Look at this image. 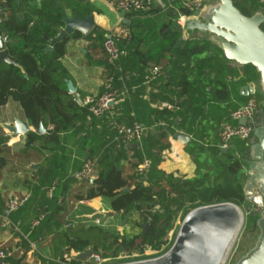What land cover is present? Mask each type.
<instances>
[{
  "label": "trees",
  "instance_id": "trees-1",
  "mask_svg": "<svg viewBox=\"0 0 264 264\" xmlns=\"http://www.w3.org/2000/svg\"><path fill=\"white\" fill-rule=\"evenodd\" d=\"M1 1H3L0 4L3 14L0 30L6 38L5 50L9 58L17 61L18 64L0 62V107L13 100L20 105L22 115L32 126L38 127L42 123L47 129L44 134H39L36 130L27 132L25 145L13 152L7 144L9 137L0 128V168L7 166L11 160L23 164L38 163V168L33 174L36 182L30 179L24 181L28 188L33 189L32 202L40 208L36 217L44 211V207L54 205L48 213L45 212V219L30 230L29 236L32 240L39 241L49 237L53 247L52 256H61L62 261H70L72 264H83L85 259L79 254L87 250L104 253L106 257L119 256L123 253H139L144 257L145 250L151 248L158 251L161 256L173 245L168 246V235L172 229L173 218L184 205L189 204L191 211L201 206L232 202L240 206L245 204L250 217H253V214L260 215L255 209L256 204L246 199L244 191L248 179V165L245 159L250 154V145L247 141L235 139L225 153L222 152V148L217 147L216 153L220 155H214L210 163L201 155L198 159L196 175L192 178H184L174 174L165 175L156 167V164L162 160L164 149L169 145L168 135L157 131L145 132L140 148L135 150L134 160L135 170L143 157L152 160V169L147 184H144L143 181L138 180L136 172L124 171L120 160L125 145H119L114 139L116 126L131 124L134 122L132 118L123 121L118 119L116 126L112 128L114 143L102 155V158H108L110 161L97 172L95 180L80 182L76 173L82 169L87 159L95 158V151L87 153V147L83 148L74 165H71V157L68 156L63 160L56 145L60 143L62 134H66V137L73 136L76 123L84 114L89 115L91 119L96 117H93L86 107L81 106L74 94L69 93L67 89V81L72 80V75L62 64L61 58L67 52L70 36L56 42L52 51L45 49L49 40L63 27L62 19L67 10H71L72 15L85 18L95 11V6L90 0ZM164 1L167 6L177 5L176 11L169 15L171 19L177 20L180 13L188 12L183 7L182 0ZM233 2L246 16H252L261 9L257 0H233ZM153 11L158 12V18L166 16L161 8H154ZM144 16L143 12L127 14L130 20L127 25L130 35L129 39L118 42L122 53L117 60L110 61L103 50L102 58L104 61L106 59L105 64L108 69L107 78H113L114 87L123 90L126 76L131 69L144 62L148 67L161 66L164 72L169 71L172 82L176 83L181 93H187L186 83L180 80L178 71L184 72L194 58L198 59L209 54L206 57L208 65L219 61H230L211 39L198 37L183 41L179 30L168 31L166 42L163 40L161 45L156 44L157 50L153 53L148 52L150 56H143L145 42L155 40L149 34L144 36L149 31ZM80 36L78 32L71 35L72 38ZM86 38L95 40L93 34L87 35ZM244 66L247 69V77L244 80L257 82L260 74L256 68L252 65ZM212 72L216 73L213 70ZM221 74L227 78L234 73L223 70ZM149 75L150 71L147 76ZM162 77L164 75L156 79ZM208 77L216 84L220 95L228 94L225 79L219 78L218 75L214 79H211L210 75ZM78 94L81 98L88 95L84 91H78ZM260 94V100L264 101V94ZM252 95L258 96V93ZM166 100L179 104L178 101L170 98ZM118 101L122 103L123 96H120ZM155 113L161 115V119L167 122L170 117L175 118L180 115L165 107L157 109ZM50 144L55 146H49ZM113 156L114 159L111 160ZM125 187L128 188L127 191L123 190ZM50 189L52 193L50 198H47ZM69 197H73L76 201L101 197L107 209L114 213L112 219L115 227L104 228L94 223L85 228L65 227L72 209L71 220L77 219L76 216L80 214L93 213V209L84 204L78 205L77 208L69 206ZM134 213H139L138 221H134L141 222V232L132 237H122L116 225L133 223ZM147 224L149 226L146 228ZM72 255L73 259H71Z\"/></svg>",
  "mask_w": 264,
  "mask_h": 264
},
{
  "label": "crops",
  "instance_id": "crops-1",
  "mask_svg": "<svg viewBox=\"0 0 264 264\" xmlns=\"http://www.w3.org/2000/svg\"><path fill=\"white\" fill-rule=\"evenodd\" d=\"M95 6L94 27L88 33L95 36V40H88L86 36L72 38L70 36L67 42V52L61 58L62 64L69 70L72 75V81L75 85L76 101L80 104L81 98L78 91H84L88 95H98L104 90V83L107 79L106 59L102 48V43L113 30L125 26L124 21L129 20L127 15L116 9L117 0H90ZM209 1H207V5ZM206 5V7H207ZM155 8H161L156 6ZM164 18H158V12L151 11L144 13V19H147L146 25L149 26L148 34L153 36L155 40H147L144 47L143 56H150L148 52H156L155 45H161L166 39L168 31H181V40L189 41L196 38L209 39L208 35L199 31H188L178 23L177 20L169 17L170 13H174L177 5L167 6ZM66 15L72 16L71 10L66 11ZM130 23V20H129ZM174 26H177L175 29ZM62 28V27H61ZM96 29V30H95ZM172 36V33H171ZM4 37V36H3ZM169 37V36H168ZM148 39V38H147ZM151 54V53H150ZM209 55V54H208ZM194 58L192 64L185 68L184 72L178 71L180 80L186 83L187 93H181L176 83L172 82L170 72H164L156 80L150 81L148 73L152 68L144 62L131 69L126 76L125 88H123V102H116L112 110L95 119H91L89 115L84 114L76 123L73 136L66 137L61 135V141L56 147L62 154L63 160L71 157V165H74L75 159L83 148L87 147L86 152L95 151V168L93 177L96 178L97 172L106 165L110 159L102 158L105 150L114 143L111 130L117 124L118 119L121 121L132 118L134 121H140L145 128V132H164L168 135L169 145L162 153V160L156 164L158 170L165 175L174 174L177 177L192 178L197 173L198 159L203 155L204 159L210 163L219 147L220 124L225 120H229L230 112L248 100L250 95H245L244 87H254V93H263L260 87V77L257 82L245 81L247 77L245 66L234 61H219L208 65L206 57ZM108 62V60H107ZM135 62V61H134ZM232 71L227 78L221 74L223 70ZM216 71L215 72H212ZM222 70V71H221ZM221 71V72H220ZM176 72V71H175ZM218 73V74H217ZM217 75L221 79H225L227 83L228 94L220 95L216 84L210 81ZM234 75V76H231ZM159 76V77H160ZM146 77V78H145ZM236 78L234 79H230ZM252 95V94H251ZM222 96V97H220ZM178 101L175 104L166 99ZM165 99V100H164ZM247 99V100H246ZM81 105V104H80ZM82 106V105H81ZM168 108L174 113H180L177 117H170L169 121L161 119V115L155 113L157 109ZM14 118H22L31 127V123L22 115L20 105L11 100L4 106L0 107V128H2L9 137L7 144L14 152L23 147L26 142V134L15 136L6 128L5 124L13 122ZM260 115L256 116L258 120ZM174 121V123H172ZM32 130H34L32 128ZM176 133H182L189 136L187 142L175 138ZM111 143V145H110ZM140 145V144H139ZM49 146H55L50 144ZM116 148H118L116 146ZM135 150L124 146L120 165L126 173L135 172L134 160ZM227 149H222L226 152ZM114 159V156L111 160ZM29 164H23L16 160H11L4 168H0V213H6V203L8 199L20 196L25 191L31 192L30 201L18 211L12 213L15 220L22 219L24 222L23 232L27 238L20 234L14 233L12 229L0 228V245H4L15 249V255L12 264H58L61 256H52L53 247L49 237L39 241L32 240L29 236V221L36 217L40 208L33 201V189L28 188L24 183L26 179H34V171L38 168H32ZM38 165V163H36ZM148 179V178H147ZM166 183V182H165ZM167 186V184H165ZM47 198H50L49 192ZM69 206L77 208L78 205L84 204L93 209V213H84L77 215V219L71 220L73 217V209L69 212V220L76 222V227L85 228L89 224L94 223V218H104L107 220V227L113 225V219L110 210L107 209L101 197H95L89 200L76 201L73 197L68 198ZM54 205L44 207V212L48 213L53 209ZM102 214V216H95ZM73 219V218H72ZM139 219V213L132 215V220ZM95 224V223H94ZM127 229H126V228ZM117 231L122 234V230H129L128 224L116 225ZM35 243L32 247L30 242ZM73 256V255H72ZM87 260V259H85Z\"/></svg>",
  "mask_w": 264,
  "mask_h": 264
},
{
  "label": "water",
  "instance_id": "water-1",
  "mask_svg": "<svg viewBox=\"0 0 264 264\" xmlns=\"http://www.w3.org/2000/svg\"><path fill=\"white\" fill-rule=\"evenodd\" d=\"M209 1V0H207ZM200 18H189L184 23L188 31H199L208 35L223 52L228 60L240 65H252L260 74V87L264 93V13L257 11L252 16L244 15L234 4L233 0H217L208 4L200 13ZM63 27L49 40L46 51H52L53 45L74 33L83 36L94 27V15L85 18L77 15H65L62 19ZM129 24V20L124 21ZM6 42L0 30V62L17 65V61L9 58L5 50ZM69 93L76 88L72 80L67 81ZM245 95H251L255 89L252 86L244 87ZM264 103L259 111L260 118L248 120L255 124V141L250 147V154L245 162L248 165V179L244 191L246 199L255 203V209L260 212L257 225L260 235L253 248L243 255L236 264H264ZM241 124L246 120L242 119ZM5 128L13 135H24L32 128L39 134L47 132L41 123L38 127H31L22 118H14ZM175 138L187 142L189 136L176 133ZM127 148L138 149V143H128ZM37 168L36 163H31ZM95 178L91 179L93 182ZM127 191L128 188H123ZM239 208L231 203H218L197 207L185 217L179 228L177 237L171 248L157 259L132 264H223L233 238L241 223ZM252 213V212H251ZM114 215L113 212H110ZM149 224L146 225V228ZM92 251L87 250L79 254L84 259L91 257Z\"/></svg>",
  "mask_w": 264,
  "mask_h": 264
},
{
  "label": "built area",
  "instance_id": "built-area-1",
  "mask_svg": "<svg viewBox=\"0 0 264 264\" xmlns=\"http://www.w3.org/2000/svg\"><path fill=\"white\" fill-rule=\"evenodd\" d=\"M261 6L260 11L264 13V0H257ZM3 1L0 0V4ZM183 7L188 12H182L179 15L178 23L184 27V23L189 18H200V15H196V12H202L207 5V0H182ZM116 9L121 13L127 15L135 12L149 13L154 10L156 6H160L165 9L167 4L164 0H117L115 3ZM5 8V6H4ZM3 9L0 7V23L2 21ZM129 29L125 26H121L113 30L103 41V50L108 56L110 61L117 60L122 51L119 48L118 42L122 39H129ZM6 41V38L3 37ZM162 73L161 66H154L150 69L149 80L153 81L159 77ZM230 79L236 80V78L230 77ZM124 91L113 86V78L108 77L104 83V90L98 95H87L83 98L80 104L87 108L88 112L93 117H102L109 113L113 105L117 102L120 96H123ZM254 94V93H253ZM261 108L260 100L252 95L247 101L236 107L230 112L229 120H225L220 124L219 132V147L222 149H229L235 139L245 140L249 143L250 147L255 141V124L249 123L248 120L256 119ZM242 119L246 120L245 124H241ZM145 134L144 126L134 121L131 124H120L116 126L115 141L118 144L126 145L128 143L140 144ZM95 160L89 158L86 160L82 169L76 173V177L80 182L91 181L93 178ZM152 169V160L148 157H143L139 165L136 167V175L139 181H143L147 184V178ZM52 190H49V196H51ZM31 192L25 191L20 196H15L8 199L6 203V213H0V228L12 229L14 233L20 234L27 238L23 232L24 222L22 219L12 218V213L18 211L25 206L31 199ZM46 213L42 211L37 217L29 221V228L33 230L39 225V223L45 219ZM95 224L106 228L108 223L104 218H94L92 220ZM76 226V222L68 221L65 227ZM32 247H35V243L29 241ZM15 249L0 245V264H12V260L15 255ZM132 256L123 257H105L103 253L92 252L91 257L83 264H132L137 262H143L147 260H153L156 258H142L140 255L136 257L139 259H131L118 261V259L131 258ZM74 257L72 256L71 259ZM115 260V261H114ZM58 264H72L70 261H58Z\"/></svg>",
  "mask_w": 264,
  "mask_h": 264
},
{
  "label": "rangeland",
  "instance_id": "rangeland-1",
  "mask_svg": "<svg viewBox=\"0 0 264 264\" xmlns=\"http://www.w3.org/2000/svg\"><path fill=\"white\" fill-rule=\"evenodd\" d=\"M216 2H217V0H209V4H214ZM174 28L176 29L177 26H174ZM256 97L260 100L261 94L258 93V96H256ZM260 102L264 103V101H261V100H260ZM110 145H111V143H110ZM233 204H235L241 212V223H240L239 228L237 229V232L233 238V241L230 245V248L227 252V255L225 257L223 264H236L237 261L243 255H245L251 248L254 247V245L256 244L258 237L260 235V229L257 225V220L260 217V215L259 214H253V217H250L249 213L247 212V206L245 204L242 206L237 205L236 203H233ZM189 209H190L189 204L184 205L183 208L181 209V211H179L175 215V217L173 218L172 229L169 232L168 240H167V244L169 247L175 242L179 228L182 225L186 215L190 212ZM140 223H135L134 220H133V223L130 222L128 224V226H129L128 232L126 230L127 228L125 227L126 229L124 231L122 230L121 236L122 237L123 236L132 237V236L138 235L142 230V225H140ZM163 249H164V247H163ZM143 254L146 256H144L142 258H156L159 256L160 253H158V251L153 250L151 248H147L145 250V253H143ZM137 255H140V254L139 253H132V254L123 253V254H120L119 256H108V257L132 256L131 258L118 259V261H124V260H131V259H139L136 257Z\"/></svg>",
  "mask_w": 264,
  "mask_h": 264
},
{
  "label": "bare ground",
  "instance_id": "bare-ground-1",
  "mask_svg": "<svg viewBox=\"0 0 264 264\" xmlns=\"http://www.w3.org/2000/svg\"><path fill=\"white\" fill-rule=\"evenodd\" d=\"M240 212V211H239ZM240 216H241V212H240Z\"/></svg>",
  "mask_w": 264,
  "mask_h": 264
}]
</instances>
